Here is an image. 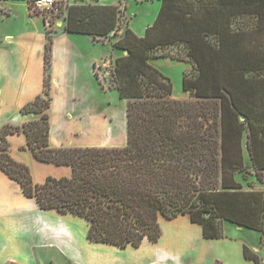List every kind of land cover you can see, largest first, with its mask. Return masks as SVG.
I'll return each instance as SVG.
<instances>
[{
    "label": "trees",
    "instance_id": "obj_1",
    "mask_svg": "<svg viewBox=\"0 0 264 264\" xmlns=\"http://www.w3.org/2000/svg\"><path fill=\"white\" fill-rule=\"evenodd\" d=\"M122 14L118 4L59 0L51 18L103 41L117 35ZM45 32L42 90L19 107L39 116L0 128V169L25 197L83 219L88 241L119 248L156 241L159 216L179 215L204 238L223 237V224L232 223L264 241V189L256 187L264 185V0H160L143 35L126 27L111 42L127 51L111 73L126 99V142L118 147L50 145L53 34ZM173 45L175 52L163 51ZM165 56L191 64L181 79L187 98L173 97L170 78L149 62ZM16 133L35 159L67 165L70 175L34 182L29 165L9 153L6 137ZM243 255L261 264L246 244Z\"/></svg>",
    "mask_w": 264,
    "mask_h": 264
},
{
    "label": "rangeland",
    "instance_id": "obj_2",
    "mask_svg": "<svg viewBox=\"0 0 264 264\" xmlns=\"http://www.w3.org/2000/svg\"><path fill=\"white\" fill-rule=\"evenodd\" d=\"M112 1L103 0L104 3ZM61 2L67 3L65 0ZM117 4L123 14L116 34H119L125 21L127 27L139 34L144 32L150 19L157 14L160 0H118ZM126 4L129 16L125 11ZM62 22L61 16L51 18V15L43 11L29 10L25 0L0 2V128L5 123H13L17 111L19 113V104L27 103L41 92L45 31L54 35L53 40L56 36V46L61 47L64 41L57 38L55 31ZM110 37L113 35L94 45L92 42L79 40L84 49L74 54L76 57L73 56L78 65V76L69 84L62 80L53 90L50 85L51 102L48 113L51 146H114L124 143L122 139L124 136L126 138V99L119 98L113 87L111 73L114 64H102L104 59L112 56L110 43L113 38ZM176 49L177 46L173 45L164 47L163 51L172 53ZM91 57L97 59L94 67L89 62ZM149 62L170 78L173 97H188L182 89L181 79L183 71L190 69L189 62L168 56L150 59ZM93 70L96 71L98 79ZM66 111L68 117L65 116ZM20 142L21 137H13L10 140L9 153L29 165L34 182H42L45 174H59L53 164L35 159L28 151H18L16 147ZM21 148L26 147L20 146L19 150ZM245 156L248 163L247 154ZM249 179L254 178L251 175ZM256 187L264 189V185L260 183ZM36 209L35 201L23 196L19 184L0 169V238L8 245L9 252L19 251L18 254L23 257L28 253L31 242L38 264H135L151 258L150 253L141 254L130 245L120 249L112 245L105 246L110 244L99 245L88 241L86 222L79 217L62 214L53 218L50 210L39 211L38 214ZM33 224H39L42 231L49 228L50 237L54 239L51 244L48 238H42L40 233L32 231ZM232 225L235 224L230 223ZM230 226L228 230L231 229ZM236 230L233 228L229 231L232 237L238 235ZM240 233L250 248L255 247L253 250L259 255L261 264H264V241H260L259 232L244 228ZM38 236L41 243L45 244L38 242ZM239 245L234 240L215 244L213 250H205L203 264H211L210 256L219 259L223 264H241ZM66 246L67 252L64 250ZM200 248L197 251L199 258Z\"/></svg>",
    "mask_w": 264,
    "mask_h": 264
},
{
    "label": "crops",
    "instance_id": "obj_3",
    "mask_svg": "<svg viewBox=\"0 0 264 264\" xmlns=\"http://www.w3.org/2000/svg\"><path fill=\"white\" fill-rule=\"evenodd\" d=\"M65 1L67 3L79 2V1H86V2H91L94 4H117L118 3V0H113L110 3H104L103 0H65ZM125 6H126L125 11L127 13V4ZM127 15H128V13H127ZM152 19L153 18L150 19V22ZM148 25L149 24H147V26ZM127 26H128L127 21H125L123 23V26L119 30V34H121ZM144 32H145V30H144ZM144 32L139 33V34L137 33V34L142 35V34H144ZM55 34L57 35V38H60L62 41H64V45H62L61 47L56 46V43H55L56 36L54 37V40L52 43V56H51V68H50L51 69L50 70L51 71V90H53L54 88H57L55 85H58L59 83H61L62 80L65 81L67 84H69L72 82V80H74V78H76L78 76V73H77L78 65L74 61L73 56L77 52L81 51V49H84V47H82V45L79 44V40H81V42H87V43L92 42L93 45L97 42H101V40L100 41L93 40V38L88 34H82V33H75L74 34V32L65 31L63 29V22H62L61 26L56 29ZM78 34H80V35L75 36ZM119 34L113 35L110 33V35H113V37H110V39L113 38V40H111V42L114 41L119 36ZM111 49H112V56L110 58H108L107 60L104 59L102 61V64L109 63L110 65H112V64H114L115 57H117L121 54H124V51L120 50L119 48L111 46ZM74 57H76V56H74ZM151 59H155V58H151ZM89 62L92 63V66H93L94 63L97 64L96 63L97 59L91 57L89 59ZM93 72H94V70H93ZM21 104L18 105V108L20 107ZM65 116L68 117V111L65 112ZM37 117H38V115L35 113L22 114L20 112L18 113V111H17V114L14 117L15 119L12 120V122H13L12 124L19 125L23 122L35 119ZM16 136L21 137V142L17 145L16 149L18 151L25 152V153H26V151L30 152L26 148H21L19 150L20 146H25V141H26L25 136L22 133L7 135V140L9 142V145H10V140ZM122 141L124 143H122L120 145H114V146L118 147V146L124 145L126 142L125 136L123 137ZM49 143L52 145L50 135H49ZM59 146H63V145H59ZM101 146H103V145H101ZM13 158H15V157H13ZM50 164H52V163H50ZM53 165L55 166L54 168H56L59 171V174L53 175V176L59 177L62 175H66V176L70 175L71 169L69 166H67V165H55V164H53ZM46 175H48V174H45L44 177ZM18 193L19 192H17V194ZM36 210L38 211V214H40L39 211H41V212H47L48 211V210H42V209L38 208V206H37ZM50 211H51L50 216L53 218H56L59 215H62V214H58L52 210H50ZM1 217H2V214H1ZM39 219H40V217H39ZM158 221H159L160 229H161L159 238L156 241H150V240L144 239L142 241V244H140V246L133 247L134 249L137 248L141 254H144V252L150 253L151 258L143 259V260H141L135 264H203L204 258H202V257L206 254L205 250H208V251L213 250L215 244L223 243V242L229 243L233 240L237 241L240 244L239 247L241 250V254H240L241 255V257H240L241 264H253L251 260L246 259L243 255V246H244V244L247 243L240 233L244 229L243 227H236L237 225L236 226L235 225L230 226V223H224L223 224V230H224V236L223 237H220V238H204L202 235L201 226L199 224L192 223L189 220L187 215H179L173 219H164V217L159 216ZM229 226L231 227V229L235 228L238 230L237 236L232 237L233 235H230L229 231L231 229L228 230ZM32 228L31 229L34 233H40V236H42V238H48L50 244H51V240H54L53 238L51 239V237H50L51 235L49 234V232H50L49 228H47V230L42 231L39 227V224L37 226H35V224H33ZM38 240H39L38 242H40V244H45V243H41L42 240H41V238H39V236H38ZM29 243H30V248L28 250V253L22 257L18 254L19 251H15V252L10 251L9 252L8 248H7L8 245L6 244L5 241H2V238H0V264H4V262H8V261H15V262L22 263V264H38L36 261V257H35L36 254H34V252L32 250L34 247H31V242H29ZM62 244H65V243H62ZM66 244H68V243H66ZM99 245H103V243H101ZM246 245H248V244H246ZM23 246H25V243H23ZM105 246H111V245H105ZM112 246L119 248V247L114 246V245H112ZM67 248H68V246H66L64 249L66 252L68 250ZM125 248H127V247H125ZM199 248H200V258L201 259L199 258L198 252H197ZM120 249H124V248H120ZM253 249H255V247H253ZM66 258H68V257H66ZM210 259H212L211 264H216L217 262H219L220 264H223L222 261H220L219 259H217L215 257L213 259V257L210 256Z\"/></svg>",
    "mask_w": 264,
    "mask_h": 264
},
{
    "label": "built area",
    "instance_id": "obj_4",
    "mask_svg": "<svg viewBox=\"0 0 264 264\" xmlns=\"http://www.w3.org/2000/svg\"><path fill=\"white\" fill-rule=\"evenodd\" d=\"M58 6L59 0H33L32 9L52 15L58 11Z\"/></svg>",
    "mask_w": 264,
    "mask_h": 264
},
{
    "label": "water",
    "instance_id": "obj_5",
    "mask_svg": "<svg viewBox=\"0 0 264 264\" xmlns=\"http://www.w3.org/2000/svg\"><path fill=\"white\" fill-rule=\"evenodd\" d=\"M124 53H127V51H124Z\"/></svg>",
    "mask_w": 264,
    "mask_h": 264
}]
</instances>
